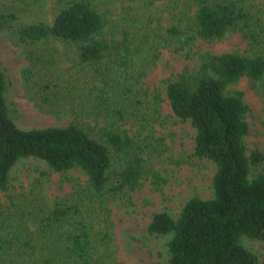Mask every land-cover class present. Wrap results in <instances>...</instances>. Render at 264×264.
<instances>
[{"label": "trees", "instance_id": "obj_1", "mask_svg": "<svg viewBox=\"0 0 264 264\" xmlns=\"http://www.w3.org/2000/svg\"><path fill=\"white\" fill-rule=\"evenodd\" d=\"M115 1L120 13L108 20L100 7ZM0 31L26 53L20 69L25 95L39 108L61 107L76 118L62 126L19 127L0 62V190H7L12 167L25 158L63 174L77 168L87 177L73 196L52 204L38 185L9 196L0 210V264H116L93 203L132 191L145 178L159 191L166 183L161 172L145 167V146L125 127L146 122L143 80L164 48L198 60L192 70L164 81L165 95L172 113L195 130L193 156L215 165L213 197L188 198L176 218L155 212L148 232L170 236L166 264H257L242 238L264 240V171L251 174L264 155L247 153L249 106L241 91L226 89L245 76L264 96V5L60 0L51 22L0 7ZM232 31L251 54L192 51L197 41L220 40ZM50 41L68 50L71 64L61 67Z\"/></svg>", "mask_w": 264, "mask_h": 264}, {"label": "rangeland", "instance_id": "obj_2", "mask_svg": "<svg viewBox=\"0 0 264 264\" xmlns=\"http://www.w3.org/2000/svg\"><path fill=\"white\" fill-rule=\"evenodd\" d=\"M59 1L0 0V7L14 10L22 19L51 22ZM255 1L264 5V0ZM100 9L105 10L106 18L112 21L120 13L117 1L105 4ZM48 45L60 60L61 67L71 64L68 50L61 43L50 41ZM192 51L252 53L247 42L238 32L233 31L220 40L197 41ZM25 56L24 49L13 45L8 35L0 31V62L8 81L5 96L14 122L21 128H32L62 126L75 120V116L64 108H39L25 95L20 75V69L26 61ZM197 63L196 56L185 57L171 49H162L155 65L148 70L143 80L148 94L144 106L146 122L140 127L131 122L125 125L129 133L137 134L142 140L141 144L145 146L142 153L145 167L157 169L166 178L162 190L154 189L151 180L145 178L132 191L126 190L114 198L109 197L101 204L100 200L93 203L96 226L101 234L108 233V238L105 239L108 240L109 251L115 257L116 264H166L170 236L148 232L147 226L152 215L158 211H166L176 218L188 198L213 197L211 179L215 165L209 160L193 156L195 130L189 122L179 120L172 113L165 95L164 81L180 74L185 68L192 70ZM61 85H64L62 81ZM226 90L241 91L249 106L245 118L248 132L244 137L247 153L257 149L264 155V96L245 76L229 85ZM154 101L157 104H153ZM257 171H264V162L251 167V174ZM38 177L40 179L35 181ZM86 178L77 168L63 174L50 170L40 159H21L10 171L7 190H0V210L1 206L7 204L10 195L24 193L31 185L40 186L43 200L52 204L59 197L73 196L77 186L85 184ZM242 244L255 253L257 264H264V240L243 237Z\"/></svg>", "mask_w": 264, "mask_h": 264}]
</instances>
